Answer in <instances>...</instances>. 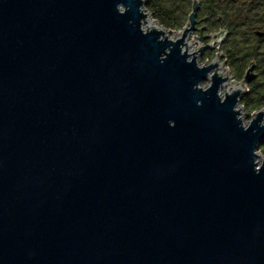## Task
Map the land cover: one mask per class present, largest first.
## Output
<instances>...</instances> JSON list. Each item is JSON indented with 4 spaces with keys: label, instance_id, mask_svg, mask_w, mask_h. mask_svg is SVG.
Segmentation results:
<instances>
[{
    "label": "water",
    "instance_id": "1",
    "mask_svg": "<svg viewBox=\"0 0 264 264\" xmlns=\"http://www.w3.org/2000/svg\"><path fill=\"white\" fill-rule=\"evenodd\" d=\"M146 4L0 0V264H264L253 62Z\"/></svg>",
    "mask_w": 264,
    "mask_h": 264
},
{
    "label": "flooded vegetation",
    "instance_id": "2",
    "mask_svg": "<svg viewBox=\"0 0 264 264\" xmlns=\"http://www.w3.org/2000/svg\"><path fill=\"white\" fill-rule=\"evenodd\" d=\"M163 4L166 20L183 28L191 12V0H163ZM203 17L204 20H200ZM194 21L193 41L199 37L197 29L203 26L201 35L211 34L212 39H216L214 34L222 28L226 31L223 40L213 43V49L201 51L200 59L204 56L213 58L217 48L222 55L220 61L242 77L253 62L255 77L250 83L264 77V0H197ZM187 40H191L190 33ZM209 41L210 36L203 37L200 44L203 46ZM190 45L197 50V43Z\"/></svg>",
    "mask_w": 264,
    "mask_h": 264
},
{
    "label": "trees",
    "instance_id": "3",
    "mask_svg": "<svg viewBox=\"0 0 264 264\" xmlns=\"http://www.w3.org/2000/svg\"><path fill=\"white\" fill-rule=\"evenodd\" d=\"M146 8L152 13L153 18L165 28L171 30H178L180 28L179 25H172L171 22L166 20V10L163 0H148ZM231 75L234 80H240L242 78L241 74L234 71H232ZM240 104L248 112H254L264 107V77L247 85V91L242 94ZM258 151L264 155V140L259 143Z\"/></svg>",
    "mask_w": 264,
    "mask_h": 264
},
{
    "label": "rangeland",
    "instance_id": "4",
    "mask_svg": "<svg viewBox=\"0 0 264 264\" xmlns=\"http://www.w3.org/2000/svg\"><path fill=\"white\" fill-rule=\"evenodd\" d=\"M176 33H177V32H176ZM177 34H178V33H177ZM190 49H191V50H190ZM189 50H190V51L193 50V47H192L191 45L189 46ZM226 68H229V70H230V74H232V70L230 69L231 67H230L229 65H227V64H225L221 69H222V70H225ZM203 84H204V85H207L208 82L205 81V82H203ZM252 113H253V112H248V111L244 110L243 107L241 106L240 116L243 118V121H244L245 123L248 122V120L250 119V115H251ZM258 153H259V156H260V157H264V155H263L262 153H260L259 151H258ZM256 160H257V163H258V164H261V159L256 158Z\"/></svg>",
    "mask_w": 264,
    "mask_h": 264
},
{
    "label": "built area",
    "instance_id": "5",
    "mask_svg": "<svg viewBox=\"0 0 264 264\" xmlns=\"http://www.w3.org/2000/svg\"><path fill=\"white\" fill-rule=\"evenodd\" d=\"M172 31H173V32H177V30H172ZM189 42H190V41H189ZM190 50H191V49H190ZM215 52L218 53V52H217V48H215ZM216 53H215V54H216ZM199 59H200V58H199ZM211 59H212L211 56H204V57H202V58L200 59V61H201V63H203V64L205 63V64H206V63H208Z\"/></svg>",
    "mask_w": 264,
    "mask_h": 264
},
{
    "label": "bare ground",
    "instance_id": "6",
    "mask_svg": "<svg viewBox=\"0 0 264 264\" xmlns=\"http://www.w3.org/2000/svg\"><path fill=\"white\" fill-rule=\"evenodd\" d=\"M233 83V82H232Z\"/></svg>",
    "mask_w": 264,
    "mask_h": 264
}]
</instances>
